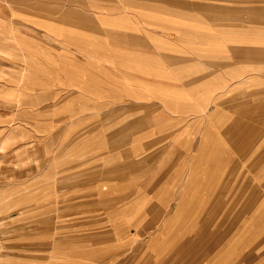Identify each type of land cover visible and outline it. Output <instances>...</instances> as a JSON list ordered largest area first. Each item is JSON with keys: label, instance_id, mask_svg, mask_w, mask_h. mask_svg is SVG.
I'll use <instances>...</instances> for the list:
<instances>
[{"label": "crops", "instance_id": "obj_1", "mask_svg": "<svg viewBox=\"0 0 264 264\" xmlns=\"http://www.w3.org/2000/svg\"><path fill=\"white\" fill-rule=\"evenodd\" d=\"M35 6L37 30L86 51L70 64L84 87L53 107L87 134L52 164L93 216L22 246L38 264H264V0Z\"/></svg>", "mask_w": 264, "mask_h": 264}, {"label": "rangeland", "instance_id": "obj_2", "mask_svg": "<svg viewBox=\"0 0 264 264\" xmlns=\"http://www.w3.org/2000/svg\"><path fill=\"white\" fill-rule=\"evenodd\" d=\"M36 1L0 0V264H38L37 246H22L23 235L35 240L39 233H75L84 228L80 221L93 216L86 195L70 193L76 177L69 171L55 176L52 164L55 145L64 166L87 134L69 124L81 115L68 114L64 105L54 113L53 107L55 90L59 95L84 87L70 64L86 51L69 49V35L37 30L29 18ZM261 3L254 15L263 13ZM65 122L64 129H54V123Z\"/></svg>", "mask_w": 264, "mask_h": 264}]
</instances>
